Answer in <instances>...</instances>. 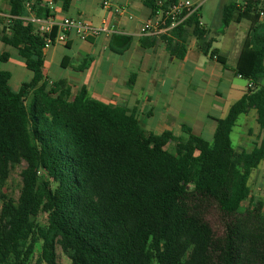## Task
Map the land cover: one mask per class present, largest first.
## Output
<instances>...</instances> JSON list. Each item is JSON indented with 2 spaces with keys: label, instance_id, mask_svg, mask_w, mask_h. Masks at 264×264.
Masks as SVG:
<instances>
[{
  "label": "trees",
  "instance_id": "obj_1",
  "mask_svg": "<svg viewBox=\"0 0 264 264\" xmlns=\"http://www.w3.org/2000/svg\"><path fill=\"white\" fill-rule=\"evenodd\" d=\"M4 1L11 20L0 41L33 77L14 91L11 73L0 70V264H57L58 248L71 264H264V205L242 210L264 141L248 153L231 139L239 117L252 110L264 132L261 0L223 7V30L233 21L251 23L236 73L252 87L218 120L213 142L188 127L187 137L146 133L136 115L92 98L87 88L73 94L67 81H49L43 72L49 35L24 19L34 0ZM72 1L64 0L65 10ZM144 3L156 9V0ZM32 10L38 19L50 14L39 2ZM171 36L164 38L181 50L180 59L195 37L204 54L225 63L198 13ZM10 56L5 52L0 61ZM23 164L15 199L5 189ZM212 213L221 234L208 220ZM38 244L41 255L33 261Z\"/></svg>",
  "mask_w": 264,
  "mask_h": 264
},
{
  "label": "crops",
  "instance_id": "obj_2",
  "mask_svg": "<svg viewBox=\"0 0 264 264\" xmlns=\"http://www.w3.org/2000/svg\"><path fill=\"white\" fill-rule=\"evenodd\" d=\"M35 2L49 9V17L40 22L58 24L66 18H78L110 30L89 40L72 32L66 44L46 47L43 72L49 81H67L73 94L87 88L92 98L136 115L146 133L170 132L177 137H187L183 127H188L193 134L213 142L218 120L227 116L230 107L249 88L250 82L236 73V66L251 23L233 21L223 30L225 5L212 29L203 21L202 7L198 11L201 26L208 31L207 40L214 41L212 49L218 51L225 62L222 64L210 54H204L195 37L189 39L184 57L180 59L181 50L169 46L164 38L172 37L171 31L159 37L144 35L143 24L152 14L144 0H114V5L122 9L120 13L104 9L100 0H73L67 10L63 7L64 0H34L33 5ZM261 4L264 6V0ZM9 16V5L0 0V37ZM24 19L39 28L33 10L28 11ZM220 32L222 34H218ZM125 38L130 39L126 48ZM177 42L174 40V44ZM6 48L0 41V55L5 52L11 55L7 62H2L4 66H0V70L11 73L10 81L14 77L15 82L25 77L14 90L18 91L23 83L32 79L33 73L15 49ZM234 132L239 137L237 148L233 146L237 151L250 153L264 141L255 110L239 117L231 139ZM249 185L251 195L245 202L247 206L257 201L264 205V159L252 172Z\"/></svg>",
  "mask_w": 264,
  "mask_h": 264
},
{
  "label": "built area",
  "instance_id": "obj_3",
  "mask_svg": "<svg viewBox=\"0 0 264 264\" xmlns=\"http://www.w3.org/2000/svg\"><path fill=\"white\" fill-rule=\"evenodd\" d=\"M104 9L113 10L116 13L122 12V9L114 5V0H100ZM167 1L160 0L156 3V9L152 12L150 18L143 24L141 32L144 35L159 37L168 31H172L175 27L182 24L192 14L198 13L201 5L194 4L189 0H176L169 5ZM33 2L26 4L27 11L32 12ZM264 18V14H262ZM8 22L11 20L9 16ZM28 21V19H25ZM45 19H37L39 25L38 31L49 35L46 39V47L55 44H66L69 33H75L83 40L97 38L103 34L110 33L106 27H95L85 20L78 18H66L58 24L40 22ZM39 21V22H38ZM56 28L57 32L54 38L50 35L53 29ZM252 87V83L249 84Z\"/></svg>",
  "mask_w": 264,
  "mask_h": 264
},
{
  "label": "rangeland",
  "instance_id": "obj_4",
  "mask_svg": "<svg viewBox=\"0 0 264 264\" xmlns=\"http://www.w3.org/2000/svg\"><path fill=\"white\" fill-rule=\"evenodd\" d=\"M190 2L201 5L202 7V14H203V21L207 24L208 28L212 29L214 24L219 20L220 10L221 7L229 4L231 2H236L237 4H244L246 0H189ZM6 49H10L8 46ZM11 50V49H10ZM0 66H4L1 62ZM14 73V71H13ZM20 77L18 81L15 82V77L10 81V86L13 90L18 88V83L21 80ZM26 80V79H23ZM239 137L236 132L232 135L233 146L237 148ZM25 164L16 168V170L12 173L11 178L9 179L7 186H6V193L9 194L11 197L17 199L20 195L21 188H22V179H21V171L25 168ZM1 205V204H0ZM247 204L244 203L242 210L247 208ZM41 220L44 221L45 217H41ZM208 220L212 223L216 233L221 234V224L219 216L216 213H212L211 216L208 217ZM41 255V247L40 244L37 245L35 254L33 256V261L39 258ZM58 260L57 264H71L69 258L63 253V251L58 248L57 250Z\"/></svg>",
  "mask_w": 264,
  "mask_h": 264
}]
</instances>
